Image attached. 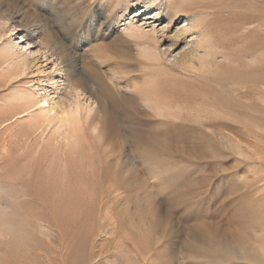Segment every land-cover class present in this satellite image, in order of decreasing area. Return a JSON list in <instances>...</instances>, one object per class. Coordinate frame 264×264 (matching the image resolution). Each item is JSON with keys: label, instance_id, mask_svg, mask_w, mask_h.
Here are the masks:
<instances>
[{"label": "rangeland", "instance_id": "1", "mask_svg": "<svg viewBox=\"0 0 264 264\" xmlns=\"http://www.w3.org/2000/svg\"><path fill=\"white\" fill-rule=\"evenodd\" d=\"M132 4L0 0V264H264V0L172 9L207 11L190 63Z\"/></svg>", "mask_w": 264, "mask_h": 264}, {"label": "bare ground", "instance_id": "2", "mask_svg": "<svg viewBox=\"0 0 264 264\" xmlns=\"http://www.w3.org/2000/svg\"><path fill=\"white\" fill-rule=\"evenodd\" d=\"M131 1L134 2V6H138V7L131 10V12L128 14L129 16L127 17L126 21L123 23L124 25L123 31L125 37L144 38L150 35L153 44H151L146 40L139 41V44L141 45L142 48L141 50H143L144 52H149L153 50L156 55H158L159 52L161 51L162 54L165 55L164 58L167 59L168 63L170 62V60L175 61L177 57L184 58L185 61L187 60L190 63V61H192L193 58L197 57L199 53V48L203 46L201 40L203 37H205L208 34V31L211 27V23H209L210 21L207 23L208 21L207 16L203 15L207 12L205 7L204 8L199 7L198 9L190 13L186 12L187 10L185 9V7L181 8L179 9V11H182L187 15L186 17H182L180 19L181 16H179L178 18L175 17V15L177 16L178 13L174 14L171 10L172 9L177 10V8L183 2H185V0H165L167 1V5L165 6L167 8L166 14H162L159 11L160 10L159 5L161 4L162 0H147L145 2L142 0H131ZM151 8L153 9L150 10ZM123 9H124L123 11L126 12L128 7L124 6ZM163 17L165 19H163ZM145 29L146 31L148 30V32H144ZM194 29H197L198 33H196ZM158 42H160L159 46H161L160 51H158L159 46H156ZM205 59H207V57ZM183 63H186L187 65L189 64L187 62H183ZM193 64L194 63L192 62L191 65ZM73 88L75 91L74 97L79 98L80 95L81 96L86 95L87 99L91 100V103H94L96 101V103L98 104L97 106L99 107L100 102L97 99L95 93L86 94L85 88L78 84H73ZM57 106L58 105L54 100L49 102L46 99V97H44L38 103V108L40 109L39 111L41 113L40 115L44 119H48L51 115V112L54 111ZM87 106H88L87 109L91 108L89 104ZM26 113H24L23 115H25ZM77 114L78 113L76 112L74 114L73 109L70 107L69 110L62 109L60 113H57V117L61 123L64 121L65 123L67 122V124L73 125L77 121L76 120ZM107 169L101 168L98 176L94 177L93 175L94 180L97 178L100 181H102V179L103 180L107 179L108 181L117 182L118 179L116 178L119 177L114 178L112 177L113 174L110 177H108V173L110 170Z\"/></svg>", "mask_w": 264, "mask_h": 264}]
</instances>
